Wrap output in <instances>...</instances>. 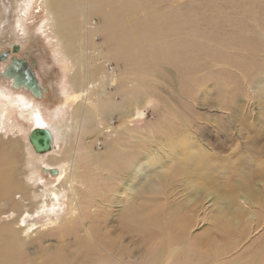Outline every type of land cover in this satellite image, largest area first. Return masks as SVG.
Listing matches in <instances>:
<instances>
[{"label":"rangeland","instance_id":"rangeland-1","mask_svg":"<svg viewBox=\"0 0 264 264\" xmlns=\"http://www.w3.org/2000/svg\"><path fill=\"white\" fill-rule=\"evenodd\" d=\"M92 1L90 25L92 31L98 28L99 34L93 37L92 42L97 44L98 52H104L106 57H100L99 61H106V68L121 81V86L116 82L108 87L109 94L115 93V102L108 94L110 101L100 107L106 115L105 125L108 128L100 125L80 141L74 135L71 143L78 147L83 138L88 143L91 138L96 139L91 147L95 155L100 154L101 157L94 159V166L89 167L91 173V168L95 171L96 165L103 163L111 170L109 175L112 176L110 155L113 153L120 154L119 168H129L121 171L123 173L117 179L99 172L98 176L103 178L98 187H94L91 200L87 197L85 201L87 209L84 212L93 213L91 220L96 223L94 233L99 243L114 250L124 251V248L131 247L134 253L142 252V237L135 234L139 228L135 229L133 220L132 223L127 220V211L124 210L134 204L140 206L148 203L145 200L154 198L155 192L142 193L139 201L126 204V193L120 196L121 185L127 184L131 169L140 164L144 167L142 153L160 148L165 157L166 164L163 166L167 169L173 152L191 144L190 155L198 158L209 151L213 163H217V166L209 168L214 171L216 184L212 190L217 195L235 198L237 194L244 193V188L235 191L237 184L254 191V199L249 204H244L243 198L240 199L239 204L248 213L241 214L238 225L234 223L235 232L239 228L246 233H234L230 238L224 234V229L229 232L223 225L225 221L215 216L218 207H213V198L204 205L202 200L198 201L192 231L206 260L204 264H237L241 261L239 264H246L250 257L252 263L263 260L264 147L257 149L258 145L257 148L252 146L249 140L259 130V124L264 123V0ZM87 15L89 12L85 13L84 19ZM44 18L41 5H34V0H0V53L9 49L11 44H19L21 51L17 56L23 58L28 55V62L36 64L34 72L40 84L49 90L42 99L35 98L22 88L23 92L16 93L12 90L11 81L0 75V101L16 111L17 115L10 114L11 120L21 124L20 127L14 126L7 119L6 135L3 134V137L0 132L3 140L0 138V146L7 143L4 142L6 139L8 143L20 140L22 150H15L13 159L18 166V174L23 173L24 176L18 178L17 182L29 185L27 175L33 170L41 176L37 184L39 188L59 184L63 179L53 174L52 170L45 169V158L34 156L28 138L35 126L28 120V114L21 113L18 106L20 99L27 97L34 110L43 116L44 123L55 127L69 121L67 119H70L74 105L72 99L67 100L72 90L69 85L71 69L61 55L60 45H56L52 24L43 29ZM108 24L117 28L127 27L132 33L131 39H123L129 48L126 58L113 56L107 51H112L111 47L114 49L113 45L109 48L104 44L102 29ZM88 29L89 24L86 31ZM80 33L85 35L84 30ZM5 65L8 62L0 63V74L5 70ZM126 91L128 97L125 98L123 95ZM3 94H11L16 103L8 102L2 97ZM137 110L144 113L141 123L135 117L130 120L133 124H123V113L135 114ZM187 129H191L193 135L186 138L184 133ZM174 140L179 141L175 143ZM65 146V140L61 141L55 153L62 154ZM110 146H113V151ZM84 159L79 160L83 169L86 168ZM151 164L157 169L153 161ZM144 175V172L139 174L141 178ZM184 177L183 172L167 174V184L175 192L168 204L163 203L164 209L173 210L171 206L190 192L182 187ZM133 183L137 184L138 181L134 180ZM111 185L113 192L109 188ZM92 198L93 206L90 207ZM16 201L22 206L30 204L23 201L21 195L16 196ZM60 201L61 205L49 211L54 213L56 223H60L68 211V198L63 200L60 197ZM27 210L24 209V212ZM189 210L190 205L184 204L178 211ZM7 215L9 213L0 216V225L10 223ZM31 221L28 219L27 223ZM81 224L84 226L82 220ZM14 228L20 231L17 225ZM58 231L56 228L49 232L35 231L29 237L22 235L32 254L28 264L42 263V257H46L44 249L55 247L61 240ZM108 238L113 241L112 246L107 244ZM90 243L94 248L78 254L76 258L90 260L92 264H118L110 255L111 250L102 248L95 240ZM65 244L69 247L68 254H75L79 250L74 236L66 237ZM233 246L237 248L233 249Z\"/></svg>","mask_w":264,"mask_h":264},{"label":"bare ground","instance_id":"bare-ground-1","mask_svg":"<svg viewBox=\"0 0 264 264\" xmlns=\"http://www.w3.org/2000/svg\"><path fill=\"white\" fill-rule=\"evenodd\" d=\"M92 3V0H34V5L40 4L45 13V18L42 21L43 29L46 30L49 24H52L56 45H60L61 55L66 59L67 67L71 69L72 73L69 75V85H71L72 90L69 92L71 95L67 96V100L72 99L74 105L71 110L70 119H67V121H70V125H68V121L63 123L62 126L58 124V127H55V125L47 126L44 123L43 116L38 114L37 110H34V106L27 97L20 99L21 103L18 105L20 111L23 115L28 114L30 116L31 120L29 118L28 120L33 122L34 129H48L53 135L52 151L44 155L36 154L28 141L34 156L45 158V169L52 170L53 174H57L58 177L61 176L60 179L62 178L63 180L59 184L52 183L39 188L37 184L41 176L31 170L27 175V181L30 184L24 186L18 183L17 179L23 177L24 174H18V166L13 157L15 150H22L20 140L8 143L6 139L4 141L7 142L6 144L3 143L2 145L1 143L0 216L9 213L7 216L10 223L0 225V264H28L32 254L29 253L28 243H26L22 235L29 237L30 233H34L35 231L49 232L56 228L60 232L58 238L61 240L56 243L55 247L49 246L48 249H44L43 253L45 252L46 257H42L41 264H92L90 260L81 257L76 258L78 254L86 253L94 248V245L90 241L95 240L98 245L100 244L94 233L97 230L96 223L91 220L93 213L87 214V212H84L87 209L85 201H87V197L91 200L94 187H98L100 180L103 178L102 176L101 178L98 176L99 172L100 174L104 172L107 176L117 179L125 170L129 169H125L123 166L119 168L120 154L113 153L110 155V163L113 169L112 176L109 175L111 170L103 163L98 166L95 163V171L94 168H91V173L89 167L91 165L94 166V159L96 157H101L100 154L95 155V151L91 147L96 139L91 138L88 143L83 138L78 147L71 143L74 135L80 141L87 133H91L98 126L106 124V115L101 112L100 107L106 105L105 103L110 101V97L111 101L115 102V93L109 94L108 87L114 85L116 82L119 84V87L121 86V81L114 77L113 72H110L106 68L104 63L106 61L104 60L103 63L99 61L100 57L104 59L106 57L103 54L104 52H98L100 49L96 48L97 44L92 42L93 37L98 34V28L92 31V26L90 25L92 22ZM86 12H89V15L84 19ZM68 14H71L74 18L70 15L68 16ZM88 24L89 29L86 31ZM83 30L85 32L84 36L80 33ZM102 32L105 38L104 44L109 48L111 45L114 47V49L111 47L112 51L110 49H107V51L113 56L126 58L129 48L123 43V39L132 38L129 28H117L112 24H108L102 29ZM9 59L11 58H8V65L10 63ZM129 68L130 66H128V70ZM9 81L12 83V80ZM12 90L16 93L23 92L21 88L16 90L13 86ZM11 94H3L2 97L11 104H15L16 99L14 100ZM108 94L110 97H108ZM123 97H128L127 91ZM11 113L17 115L10 105L8 106L3 101H0L1 135H6L4 131H6L7 119L14 126H21L20 122H13L11 120ZM143 116V110H137L135 114L129 112L124 115L123 113V124L130 122L135 117L137 118L135 120L139 123L142 121L141 118ZM244 127L246 130V126ZM259 127V130L254 133V137L249 140L252 146L257 148L258 145L257 149L264 147V144L261 146L264 143V123H260ZM105 128H108V126L105 125ZM184 135L187 138V135L191 136L193 132L191 129H187ZM0 138L3 141L2 136ZM64 140L66 146L63 153H55V150L59 147V143ZM174 141L176 143L179 140ZM186 143L187 141L184 142V144ZM173 144L171 141V145ZM190 147L191 144H187L181 148H177L175 150L177 153L174 151V154L169 158L170 165H166L167 169L163 166L166 163H164V155L161 154L163 150L160 148L150 150L146 154L142 153L141 161L145 163L144 167H141L140 164L131 169L128 176L130 179L127 180V184L121 185L120 196L126 193V204L139 201L142 198V193H155L153 194L154 198L145 200L148 203L140 206H135L137 204H134L130 209L127 207L128 210H124V212L127 211V220L130 223L133 220L136 225L135 229L139 228L138 231L135 230V234L138 237H142V241L139 240L143 242L142 252L134 253V249L131 247L128 249L124 248L125 250L123 251L99 245L106 250H111L110 255L115 258L118 264H204L206 260H204L203 254L199 250L198 243H196L197 240L194 238L192 231L195 227L194 213L199 200H202L203 204L213 198V207H218V211L214 209L216 212L215 216L219 220L225 221L223 225L229 230L228 232L224 229V234L227 237L230 238L234 233L241 235L242 233H246L239 228L235 232L234 223L236 222L238 225L241 214L243 212L245 214L248 213V210H243V207L239 204L241 202L240 199L243 198L244 204H247L254 199L252 197L254 191H248V187L245 185L241 186L237 184L235 191L244 188V193L237 194L235 198H231L225 194L224 196L217 195L212 190V186L216 184V181L213 180L215 178L213 176L214 171L209 170V168L217 166V163H213L209 151L201 154L198 158L190 155ZM110 149L113 151V146H110ZM81 158H85V161H83L86 165L85 169L82 168V164L79 161ZM152 161L155 163L157 169L151 164ZM147 170L148 172H146ZM200 170L204 172L200 173ZM121 171L123 172L121 173ZM142 172L145 173L143 178L139 176ZM169 172L175 174L185 173L184 181L181 180L183 182L182 187L190 190L188 195H182L179 198L180 201L171 206L173 210L164 209L163 207V203L168 204L169 199L175 192L167 184V174ZM134 180H137L138 183L134 184ZM238 182L241 183L240 181ZM109 188L112 192L114 191L113 185ZM17 195H21L22 200L25 202L29 201L30 204L22 206L21 203L16 201ZM60 197L63 200L68 198L66 204L68 211L60 223H56L53 220L54 213H50L49 211L62 204ZM184 204L190 205V210L179 212L178 210ZM92 206L93 198L90 203V207ZM5 208L7 210H4ZM27 208L28 210L24 212V209ZM168 211L170 212L168 213ZM28 219H31L32 223L28 224ZM81 220L84 222V226H82ZM39 224L40 226L37 227ZM16 225L20 231L14 228ZM91 226L94 228L92 229ZM69 236H74L75 242L78 245L79 250L75 254H68L69 247L65 244V239ZM132 239L134 240V237ZM107 244L112 246L113 241L108 238ZM235 247L237 248V246H233V249ZM246 264H264V259L252 263L250 257Z\"/></svg>","mask_w":264,"mask_h":264},{"label":"water","instance_id":"water-1","mask_svg":"<svg viewBox=\"0 0 264 264\" xmlns=\"http://www.w3.org/2000/svg\"><path fill=\"white\" fill-rule=\"evenodd\" d=\"M21 51L19 44H11L9 49L0 53V63H10L5 68L1 76L4 79L12 80V86L18 90L20 88L29 91L35 98L42 99L44 93H48V89L40 84L34 67L33 61L28 62V55L19 58L17 55ZM29 142L36 154L44 155L52 151L53 135L48 129L36 128L29 135Z\"/></svg>","mask_w":264,"mask_h":264}]
</instances>
